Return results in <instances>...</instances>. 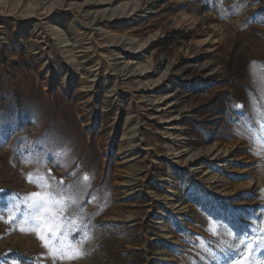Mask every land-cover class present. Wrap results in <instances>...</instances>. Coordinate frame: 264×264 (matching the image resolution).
Listing matches in <instances>:
<instances>
[{
  "label": "rangeland",
  "instance_id": "374dc122",
  "mask_svg": "<svg viewBox=\"0 0 264 264\" xmlns=\"http://www.w3.org/2000/svg\"><path fill=\"white\" fill-rule=\"evenodd\" d=\"M99 1L0 0V253L231 264L229 245L264 238V0ZM48 169L91 177L69 208L89 237L71 262L19 231L26 176Z\"/></svg>",
  "mask_w": 264,
  "mask_h": 264
},
{
  "label": "snow or ice",
  "instance_id": "6c2138e0",
  "mask_svg": "<svg viewBox=\"0 0 264 264\" xmlns=\"http://www.w3.org/2000/svg\"><path fill=\"white\" fill-rule=\"evenodd\" d=\"M235 107L243 109L244 105L237 104ZM260 122L264 124V121ZM3 126V116L0 115V134L3 132ZM69 175L75 177V172H71ZM26 179L29 183L34 184L37 190L24 197L25 204L31 210L32 215L30 219L25 218L22 222L27 227H20L19 231L35 234L46 250L47 257L54 261L59 259L71 262L83 258L85 252L80 245L89 238L88 232L85 231L80 236H77V233H81L82 228H88V225L84 220L78 221L73 215H70L69 208L81 203L80 198L91 177L85 173L82 177L84 184L75 178L71 183H68L64 177L57 178L53 175L52 170L48 169L45 175L33 179L29 173ZM3 191L4 189H0V192ZM16 196L17 194L13 193L9 200H15ZM94 199L95 197H90L88 202L91 203ZM14 208L8 210V223H12L16 219L11 214ZM2 219L3 217H0V220ZM217 223L221 228L229 227L223 220L217 221ZM230 231L235 238V230L230 229ZM244 235L247 237V233ZM255 246H264V238L257 237L255 242L250 237L241 238L238 245H229L237 253V258L232 260L231 264H249ZM39 259H45V255L41 254ZM12 264H16V261H12Z\"/></svg>",
  "mask_w": 264,
  "mask_h": 264
},
{
  "label": "bare ground",
  "instance_id": "6f19581e",
  "mask_svg": "<svg viewBox=\"0 0 264 264\" xmlns=\"http://www.w3.org/2000/svg\"><path fill=\"white\" fill-rule=\"evenodd\" d=\"M17 1V3L18 2H20V0H16ZM27 1H29V2H31V0H27ZM140 1L141 0H132V1H125L124 3H122L123 4V8L125 9L127 6H129L130 8H129V10H131V11H133L135 8H137L138 6H139V4H140ZM35 2V1H34ZM100 3H98V5H102V4H104V2H105V0H100L99 1ZM110 2V1H109ZM112 2H113V0H112ZM118 2V1H117ZM33 3V2H32ZM36 3V2H35ZM55 2H53L52 3V5L54 4ZM94 3H96V2H94ZM26 4H28V3H26ZM31 4V3H30ZM52 5H50V6H48V7H52ZM54 6V5H53ZM122 6V5H121ZM48 10V9H47ZM50 10V9H49ZM48 10V11H49ZM126 10V9H125ZM124 10V11H125ZM128 10V9H127ZM14 11V10H13ZM123 12V11H122ZM118 14H120V12L118 13ZM116 16V15H115ZM175 21H177L176 19H174ZM146 42H142V44H140V45H144ZM198 44V43H197ZM139 45V46H140ZM204 52H205V50H204ZM202 53V52H201ZM127 61H129V60H127ZM205 64V63H204ZM202 66L201 67H205V66H203V64H201ZM206 66H207V64H206ZM186 67V66H185ZM150 68V66L148 65V64H143L142 66H140L139 67V73H138V75H142V73L143 74H145L146 75V73H147V70ZM182 71V70H181ZM137 75V74H136ZM143 76V75H142ZM166 78V75L165 74H161L160 76H159V78L158 79H154L153 81H152V83H157L158 81H160V80H164ZM152 83H150V85L152 84ZM169 102V101H168ZM173 133H170V135H172ZM177 137L178 136H181V133H179V134H177L176 135ZM178 139H183V138H178ZM215 151H217V152H215ZM193 152V151H192ZM206 152H211V154H210V156L212 155V156H216V155H219L218 153H219V151L217 150V148L215 147V145L214 144H212L211 146H209V147H207V149H206ZM191 153V152H190ZM193 156L195 155L194 153L192 154ZM192 156V157H193ZM189 158V157H188ZM187 158V159H188Z\"/></svg>",
  "mask_w": 264,
  "mask_h": 264
},
{
  "label": "trees",
  "instance_id": "16d2710c",
  "mask_svg": "<svg viewBox=\"0 0 264 264\" xmlns=\"http://www.w3.org/2000/svg\"><path fill=\"white\" fill-rule=\"evenodd\" d=\"M10 260H14L17 264H34L31 256L25 255L18 250H12L8 253H0V264H9Z\"/></svg>",
  "mask_w": 264,
  "mask_h": 264
}]
</instances>
